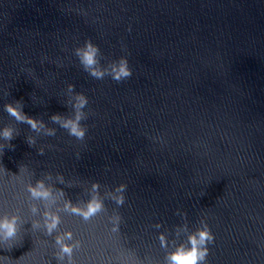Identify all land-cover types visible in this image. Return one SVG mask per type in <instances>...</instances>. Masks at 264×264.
<instances>
[{
    "label": "water",
    "instance_id": "1",
    "mask_svg": "<svg viewBox=\"0 0 264 264\" xmlns=\"http://www.w3.org/2000/svg\"><path fill=\"white\" fill-rule=\"evenodd\" d=\"M88 39L105 66L126 56L132 77L85 72L74 50ZM68 84L90 101L84 141L49 119L70 112ZM16 100L56 135L29 147L35 133L4 110ZM8 124L21 135L0 159V216L40 218L28 178L5 177L3 166L19 175L27 165L32 183L63 174L76 186L56 187L73 203L87 201L94 182L101 195L127 185L123 206L105 200L107 214L88 222L61 213L50 237L25 224L21 242L0 248L10 264H57L55 236L65 231L82 241L75 264H122L131 253L161 264L160 233L172 240L177 226L195 231L202 219L215 235L207 264H264V0H0V129Z\"/></svg>",
    "mask_w": 264,
    "mask_h": 264
},
{
    "label": "clouds",
    "instance_id": "2",
    "mask_svg": "<svg viewBox=\"0 0 264 264\" xmlns=\"http://www.w3.org/2000/svg\"><path fill=\"white\" fill-rule=\"evenodd\" d=\"M128 30L131 31V26ZM74 55L78 58L83 70L94 79L103 80L105 77H111L119 83L131 78L133 75V70L126 56H121L118 60H112L106 66L103 65L101 62L104 59L103 53L100 47L91 39L76 47ZM27 71L31 73L33 70L27 69ZM75 88L74 84H68L67 86L66 95L68 99L66 106L70 109V112L67 115L53 114L49 119L53 124L64 129L69 136L84 141L88 127L82 122L86 121L91 113V109L86 111L90 101L86 94L76 92ZM23 109L24 103L21 100L4 105V110L15 120L16 124H27L30 131L35 133V135L26 137V143L29 147H35L38 136L51 137L56 135L58 130L56 127H49L42 118L30 116ZM20 135V130L13 124L5 125L0 129V159H2L5 149L15 150L16 146L11 142ZM48 147H52V145H48ZM44 153L45 147L42 146L39 148L38 154L43 155ZM77 158H80V153H77ZM3 175L5 177L23 175L28 178L26 191L30 201L29 210L32 217H40L39 219H24L20 214V209H17L15 213L0 216V248L6 250H11L18 244V241L21 242V229H25L24 225L29 222H31L30 230L32 232L43 230L44 235L50 237L57 232L62 223L61 213L75 215L88 222L101 213L107 214L105 200L113 201L118 208L126 202V184H120L114 190H106L101 195V185L99 182H94L88 192L90 198L87 201L81 200L79 203H73L63 188L56 187L57 183L66 185L69 188L76 186V181H66L63 174L53 176L51 172H48L43 174L41 179L32 183L31 178L35 176V171L30 170L27 165H21L19 175L9 173L3 166ZM41 206L43 211H41ZM177 215L186 218L187 213H180L177 210ZM109 220L113 225L111 232L118 234L122 217L118 212H114L109 216ZM161 226L160 223L154 225L157 229ZM28 230L25 229V232ZM182 236H186L183 241H181ZM158 239L160 246L167 250L161 264H207V258L211 251L209 245L215 243V235L206 219L200 221V226L195 231H190L188 224L184 223L182 226L176 227L174 239L169 240L168 234L165 232H161ZM81 246L82 241L74 239L72 231L61 232L56 235L55 247L58 251L55 253V259L57 264H75L74 252ZM0 259L5 264H10L12 261L7 256H0ZM45 264H50V262L46 261ZM122 264H143V261L136 258L134 253H131L123 259ZM149 264H152V262L149 261Z\"/></svg>",
    "mask_w": 264,
    "mask_h": 264
}]
</instances>
